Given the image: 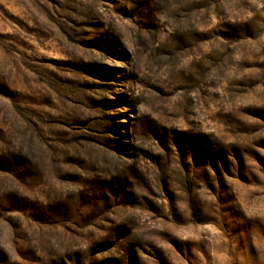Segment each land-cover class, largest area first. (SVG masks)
<instances>
[{"label": "rangeland", "instance_id": "1", "mask_svg": "<svg viewBox=\"0 0 264 264\" xmlns=\"http://www.w3.org/2000/svg\"><path fill=\"white\" fill-rule=\"evenodd\" d=\"M0 264H264V0H0Z\"/></svg>", "mask_w": 264, "mask_h": 264}]
</instances>
